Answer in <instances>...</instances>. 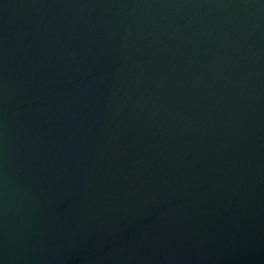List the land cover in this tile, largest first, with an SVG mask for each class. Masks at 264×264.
<instances>
[{
	"label": "water",
	"instance_id": "water-1",
	"mask_svg": "<svg viewBox=\"0 0 264 264\" xmlns=\"http://www.w3.org/2000/svg\"><path fill=\"white\" fill-rule=\"evenodd\" d=\"M0 264H264V0H0Z\"/></svg>",
	"mask_w": 264,
	"mask_h": 264
}]
</instances>
